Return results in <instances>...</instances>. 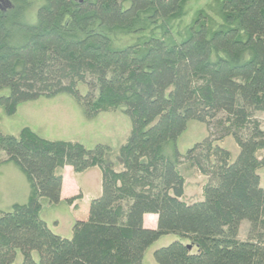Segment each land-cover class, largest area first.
Here are the masks:
<instances>
[{
  "label": "trees",
  "instance_id": "obj_1",
  "mask_svg": "<svg viewBox=\"0 0 264 264\" xmlns=\"http://www.w3.org/2000/svg\"><path fill=\"white\" fill-rule=\"evenodd\" d=\"M188 1L46 0L32 25L0 17V91H8L0 108L6 116L22 103L67 95L87 119L123 106L130 121L116 151L118 169L106 163L112 150L105 144L86 149L30 128L17 137L0 131V165L14 164L29 185L25 203L0 211V264H143L146 250L170 235L178 240L153 252L157 264H264L258 174L264 131L255 120L264 112V0H222L217 27L200 13L188 36L173 44L167 24L185 16ZM151 27L162 30V38L151 32L142 43L112 47L111 35ZM223 33L235 34L231 55L219 48ZM192 121L205 125L208 136L185 162L207 182L201 200L187 204L180 161L172 162L164 147ZM227 137L239 149L234 161L216 144ZM65 166L100 173V194L88 200L87 216L74 221L70 238L42 216L44 204L61 203ZM147 214L157 217L154 229L144 227ZM244 220L249 229L242 241Z\"/></svg>",
  "mask_w": 264,
  "mask_h": 264
},
{
  "label": "rangeland",
  "instance_id": "obj_2",
  "mask_svg": "<svg viewBox=\"0 0 264 264\" xmlns=\"http://www.w3.org/2000/svg\"><path fill=\"white\" fill-rule=\"evenodd\" d=\"M222 0H190L185 5V16L174 22H169L168 29L170 35L168 39L171 43L177 44L188 36V28L201 14L210 17L209 25L212 29L217 27L221 22L219 3ZM43 6V2L35 3L24 8V13L17 19L20 25H32L36 22L38 10ZM212 18V19H211ZM173 23V24H170ZM159 25V24H158ZM157 25V26H158ZM151 31H137L131 34H123L118 32L111 35L112 47L121 49L136 43H142L146 38L153 36L162 38V30L151 27ZM162 35V36H161ZM234 33L220 34L219 48L232 54V41ZM80 92H85L84 87H79ZM8 91H0V97L7 96ZM124 107L120 106L115 112L102 113L92 119H87L84 116L82 109L75 101L67 96L60 95L55 98H41L36 101L22 103L18 106L16 113L13 116H6L0 108V131L6 135L17 137L23 128H30L39 137L47 140H72L82 144L86 149H92L96 145L105 144L112 150L107 156L106 163L109 166L119 168V159L116 156V151L120 145L125 142L129 133L130 121L123 113ZM255 120L259 123L260 128L264 131V112H257ZM208 136L205 125L197 122H189L186 130L174 142L164 147V154L170 158L172 162L179 160L176 164L181 175L184 176V196L183 201L191 204L201 200V187L207 182L206 177L198 175L192 168L189 167L185 160L188 156V151L196 144L202 142ZM217 145L228 150L231 153L232 161L235 160L239 153V149L235 145L231 137H227L223 142H217ZM5 156L2 154L0 161H3ZM72 168V167H71ZM64 169V168H63ZM96 169V168H93ZM83 173L71 172L70 175L75 177L78 182H81V177L87 173H92V170ZM73 170V169H72ZM62 172V179H63ZM258 174L261 178V183L264 185V169H261ZM100 175V174H99ZM94 181V182H93ZM91 184H95L93 177ZM63 182V180H62ZM100 186V184H99ZM92 190L82 195L80 191L75 192L74 197H81L80 201L74 202L73 205L67 206L66 209L62 204L47 208L44 204L42 216L45 218L48 226L64 238L71 237L72 223H70V213L73 211L75 204H81L84 198H95L100 194V190ZM62 190V185H61ZM29 196V185L20 172V170L12 163L0 165V211L8 212L13 204H23ZM71 199V198H69ZM88 199V200H89ZM88 203V201H87ZM70 209V210H69ZM77 210V209H76ZM55 221L56 223H54ZM248 222L242 221L239 226L238 239L246 240L248 233ZM178 240L176 236H165L153 243L145 252L143 264H157L153 259V252L163 246H167ZM37 259V254H34ZM20 259L18 258V262Z\"/></svg>",
  "mask_w": 264,
  "mask_h": 264
},
{
  "label": "crops",
  "instance_id": "obj_3",
  "mask_svg": "<svg viewBox=\"0 0 264 264\" xmlns=\"http://www.w3.org/2000/svg\"><path fill=\"white\" fill-rule=\"evenodd\" d=\"M63 182H62V190H61V203L64 208L66 207V203L64 200L74 197L75 192L80 191L82 195L88 193L90 190V186L94 187V191L100 190V173L97 169H93L92 173H87L81 177V182H78L75 177H72L70 173H73V170L70 166H65L63 169ZM86 173V172H85ZM73 175H76L73 173ZM93 177L95 179V184H91L93 181ZM94 182V181H93ZM90 198V196H89ZM84 198L81 204L78 205L76 209H73L72 213H70V223H74L75 220H84L87 216L88 210V199ZM68 206V205H67ZM50 208V207H47ZM66 209V208H65ZM70 210V209H69ZM144 227L149 229H154L156 227L157 217L155 215L147 214L143 218ZM56 223L55 221H53ZM55 232V231H54ZM58 234V233H57Z\"/></svg>",
  "mask_w": 264,
  "mask_h": 264
},
{
  "label": "flooded vegetation",
  "instance_id": "obj_4",
  "mask_svg": "<svg viewBox=\"0 0 264 264\" xmlns=\"http://www.w3.org/2000/svg\"><path fill=\"white\" fill-rule=\"evenodd\" d=\"M46 0H0V17L4 20L17 21L24 13V8L32 4L43 2ZM73 4H83L86 0H68ZM18 23V21H17Z\"/></svg>",
  "mask_w": 264,
  "mask_h": 264
}]
</instances>
